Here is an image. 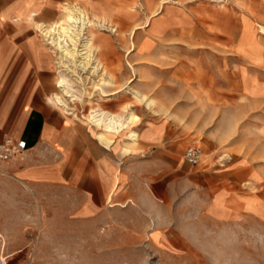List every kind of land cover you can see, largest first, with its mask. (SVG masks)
I'll return each mask as SVG.
<instances>
[{"label":"rangeland","instance_id":"1","mask_svg":"<svg viewBox=\"0 0 264 264\" xmlns=\"http://www.w3.org/2000/svg\"><path fill=\"white\" fill-rule=\"evenodd\" d=\"M66 3L89 10L91 19L98 15L96 30L109 44L97 73L75 69L91 94L74 104L65 97V113L81 117L90 101L116 114H136V143L126 132L115 141L130 148L124 162L138 159V171L154 184L146 196L137 180L128 198L114 206L105 202L91 216L63 191L26 189L16 200L0 201L8 214L0 217L6 264L10 256L39 258L31 264H264V61L252 64L237 52L240 37L258 53L259 31L264 53L258 25L264 24V0ZM61 7L46 24L62 17ZM43 43L53 59L52 93L60 94L59 58ZM92 81L115 93L94 90ZM76 120L96 137L95 127ZM189 145L202 149L198 165L183 161ZM219 194L224 214L219 201L208 206Z\"/></svg>","mask_w":264,"mask_h":264},{"label":"crops","instance_id":"2","mask_svg":"<svg viewBox=\"0 0 264 264\" xmlns=\"http://www.w3.org/2000/svg\"><path fill=\"white\" fill-rule=\"evenodd\" d=\"M63 3L66 0H0V142L8 136L24 139L27 147L22 154L0 165V201L16 200L26 189L34 193L63 191L82 201V210L91 216L105 202L114 206L128 198L137 180L145 184L146 196L154 183L149 175L143 178L138 171V159L131 157L124 162V153L130 151L128 146L118 145L116 138H108L98 129L94 138L81 122L51 101L53 59L36 24L45 23ZM258 33L261 32L255 33L261 45L258 53L242 45L240 37L237 43V52L252 64L264 61ZM251 87L254 89H245L250 92ZM140 136L150 138L147 133ZM128 139L131 143L137 140ZM115 142L117 145L109 148ZM172 155L177 157L176 153ZM221 159L225 163L229 157ZM252 187L255 186L250 184ZM113 199L115 203H111ZM215 201L221 203L224 214L225 197H214L208 202L209 209ZM245 208L249 209L246 202ZM2 209L0 217L7 216ZM6 231L0 228V232ZM2 238L0 233V243ZM0 253L3 254L1 249ZM37 259L8 257L10 264H31Z\"/></svg>","mask_w":264,"mask_h":264},{"label":"bare ground","instance_id":"3","mask_svg":"<svg viewBox=\"0 0 264 264\" xmlns=\"http://www.w3.org/2000/svg\"><path fill=\"white\" fill-rule=\"evenodd\" d=\"M87 11L75 5L63 3L61 7V18L53 21L51 24H36V29L42 39L47 44H50L51 51L59 58V67L61 69L58 71L56 86L61 93H54L51 101L64 112H68L67 110L69 107L64 100L65 97L69 98L72 104H74L76 101L83 102L82 96H90L91 94L86 90V80L76 75L75 69H86L88 67L91 68L89 69L91 73H97L98 70L103 67L99 55L109 44L107 38L98 35L99 31L96 30V28H98V23H101V21H99L101 19L95 14L93 17L96 20L94 18L91 19ZM258 25L264 33V25ZM85 29L88 35L84 37ZM66 70L76 76V80L84 84V87L78 89L76 87L77 85H75V81L70 77L71 74L68 75L65 72ZM90 80L92 79L90 78ZM90 83L94 90H100V92H103L107 96L108 94L115 93H105L103 87L96 84L95 81ZM135 97L140 101L148 102L140 93L135 92ZM89 104H91V106L83 116L79 117L77 113H73L74 117L89 124L90 128L95 127V129L100 130L101 133L108 138H115V136H118L122 132H126L125 135L128 138L132 140L137 139L138 135L133 130V125L138 120L136 114L131 111H128L126 115L116 114L103 108L95 107L90 101ZM252 199H254V197ZM0 264H6L5 257L1 253Z\"/></svg>","mask_w":264,"mask_h":264},{"label":"built area","instance_id":"4","mask_svg":"<svg viewBox=\"0 0 264 264\" xmlns=\"http://www.w3.org/2000/svg\"><path fill=\"white\" fill-rule=\"evenodd\" d=\"M26 148L24 139L14 140L5 136L0 142V165L22 154ZM202 154V149L199 146L189 145L185 148L183 157L189 164L197 165L201 160Z\"/></svg>","mask_w":264,"mask_h":264}]
</instances>
